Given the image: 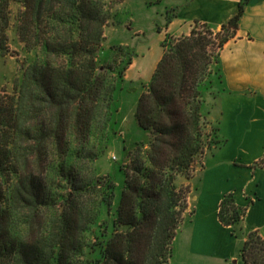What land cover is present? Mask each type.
<instances>
[{
    "label": "trees",
    "instance_id": "obj_1",
    "mask_svg": "<svg viewBox=\"0 0 264 264\" xmlns=\"http://www.w3.org/2000/svg\"><path fill=\"white\" fill-rule=\"evenodd\" d=\"M14 1L24 6L45 59L24 70L12 94L0 92V264H169L188 218L196 163L213 143H227L210 141L203 114L210 45L217 40L222 50L235 38L248 0L218 33L197 23L165 46L135 111L151 135L149 149L138 143L120 166L125 180L117 203L111 175L84 179L69 159L72 138L84 144L95 133L104 102L114 117L118 82L135 50L126 49L113 86L97 63L109 20L103 0ZM244 216L227 195L220 222L238 227ZM241 258L264 264L258 233L249 235Z\"/></svg>",
    "mask_w": 264,
    "mask_h": 264
},
{
    "label": "rangeland",
    "instance_id": "obj_2",
    "mask_svg": "<svg viewBox=\"0 0 264 264\" xmlns=\"http://www.w3.org/2000/svg\"><path fill=\"white\" fill-rule=\"evenodd\" d=\"M182 3L183 0H103L105 9L109 13V20L104 29L105 38L101 45L97 63L101 72L106 70L103 77L106 78L109 84L111 83L114 86L117 78L116 69L119 68L121 61L125 58L128 47L133 48L136 52L133 61L136 59V63H142L145 60L146 41L149 36L154 43L160 37L158 31L164 32L161 36L164 52L166 50L165 46H169L177 39L185 36L169 33L165 29L167 19L172 18L174 13L179 11ZM24 14L25 8L20 2L0 0V92L6 90L12 94L15 83L23 77L24 70L35 62L44 61L45 59V50L39 43L31 23L24 21ZM200 25L204 24L200 23ZM142 32H144V35ZM23 37H26V41H23ZM212 42L210 54L213 56V64L202 87L205 101L203 114L211 124L207 128V132L210 133V141L216 137V142L227 141V143L224 147L221 144L213 143L212 147L207 149L205 155L196 163L194 188L189 195L188 218L181 225L174 242L173 256L169 264H211L203 258L191 255L188 250L192 224L191 215L194 212L202 188V178L199 175L206 169L208 157L210 156L209 159H211L214 154H218V161L222 164L217 173L212 171L214 181L208 180L211 191H206L207 202L214 201L216 198L214 193L244 183V179L241 177L230 179L226 175L229 161L238 156L240 151L244 152V148L248 150L251 156H254L256 151L261 148L258 139H245L247 131L239 130L236 122L234 126L224 124L223 113L221 114V99L224 98L225 92L222 93L217 102L218 108H214V99L207 98L211 81L210 74L215 69V61L220 59L222 53V50L218 48V41L212 40ZM109 66L111 69H109ZM138 70L139 66L132 67L131 70L127 69L124 80L122 82L119 80L112 107L114 117H110V108L108 109L107 102H104L96 121L97 128H95L92 137L86 140L84 144L80 143L79 140L76 142L75 138H72L71 144L69 162L77 167L78 174L84 179L112 176L117 184L116 203L121 197L125 180L124 173L119 169L120 166L129 164L131 152L138 143L145 144L144 151L147 152L149 149L148 142L151 139L150 133L145 132L137 124L135 111L140 96L147 91L152 77L145 80L132 74ZM213 108L214 119L211 117ZM213 127L214 129L220 128L219 132L213 134ZM254 136L257 137L258 132H255ZM232 167L235 171L239 170L235 163L232 164ZM185 182L184 179H180L179 184L182 185ZM57 193L65 194L67 191L58 188Z\"/></svg>",
    "mask_w": 264,
    "mask_h": 264
},
{
    "label": "crops",
    "instance_id": "obj_3",
    "mask_svg": "<svg viewBox=\"0 0 264 264\" xmlns=\"http://www.w3.org/2000/svg\"><path fill=\"white\" fill-rule=\"evenodd\" d=\"M241 2L183 0L176 18L167 22L165 29L172 34L188 36L197 23H202L219 32L238 14ZM160 31L154 43L150 36L147 39L145 60L142 63L133 61L129 70L139 66L133 75L145 80L153 76L164 54L161 38L164 32ZM210 80L207 98L214 99V108H218L217 102L225 92L221 99L224 124L234 126L236 122L239 130L247 131L245 139H258L261 148L254 156L244 148V152L240 151L229 161L226 175L230 179L241 177L244 183L214 193L216 198L209 202L206 197V191H211L208 180L214 181L212 171L217 173L222 163L218 161V154L211 159L208 157L206 169L199 175L202 188L191 215L188 250L191 255L211 264H244L241 251L249 235L258 233L264 239V0H248L237 35L222 49ZM255 132H258L257 137ZM233 163L238 171L233 169ZM229 194L233 195L236 206L245 211L238 227L225 226L219 219L220 205Z\"/></svg>",
    "mask_w": 264,
    "mask_h": 264
}]
</instances>
